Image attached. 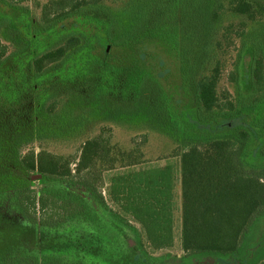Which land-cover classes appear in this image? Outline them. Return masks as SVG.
<instances>
[{"label": "rangeland", "instance_id": "obj_1", "mask_svg": "<svg viewBox=\"0 0 264 264\" xmlns=\"http://www.w3.org/2000/svg\"><path fill=\"white\" fill-rule=\"evenodd\" d=\"M66 1L0 0V19L8 20L0 29L7 55L0 65V127L6 128L0 135L23 137L21 154L44 151L63 159L71 171L64 180L27 172L12 163L10 147L0 152V189L8 194L0 203V264L12 252L35 247L41 254L55 253L58 258L52 264H181L180 154L189 144L241 129L247 135L239 154L242 168L252 172L253 167H264V128L258 124L264 117V0H86L70 14ZM242 1L250 5L249 17L235 13ZM74 32L84 39L80 45L85 44L68 50L45 75L34 79L33 58L60 46ZM210 37L219 43L216 92L221 110L199 123L184 79ZM256 59L262 65L258 81L252 76ZM145 73L164 94L163 103L151 113L135 98ZM143 95H156L151 83ZM253 98L259 100L255 106L250 105ZM228 102L237 111L232 119L221 116V111L228 112ZM96 136L107 142L109 158L94 162L88 180L101 193L107 211L89 197L84 181L73 173L82 143ZM166 165L172 166L175 177L171 235L163 246L142 237V249L153 261L135 250L129 228L108 215H118L141 232L140 225L109 200L107 187L116 173ZM26 187L34 193L43 187L62 188L87 199L117 234L101 237L87 251L89 247L79 244L81 236L96 235V230L86 221L61 210L15 211L14 196ZM256 222L264 230L262 211L251 217L245 231ZM200 264L236 263L228 256L226 261L207 258Z\"/></svg>", "mask_w": 264, "mask_h": 264}, {"label": "trees", "instance_id": "obj_2", "mask_svg": "<svg viewBox=\"0 0 264 264\" xmlns=\"http://www.w3.org/2000/svg\"><path fill=\"white\" fill-rule=\"evenodd\" d=\"M72 0L65 2L68 13H73L86 5V0ZM61 2V1H59ZM235 13L251 15L250 5L244 1L234 8ZM215 18L212 17L211 20ZM0 19V29L4 22ZM211 32V23H205ZM204 30V29H203ZM205 35V31L203 32ZM215 38V37H214ZM213 37L206 38L202 43L199 54L194 58L189 69L191 75L184 79L185 86L196 105L195 118L204 123L212 118L214 111L220 109L216 86L220 76V62L217 59L216 48L219 44ZM78 33H70L63 44L47 49L37 54L32 60L33 78L45 75L49 66L60 61L71 49H79ZM119 44V43H117ZM260 49V47H258ZM6 47L0 41V65L5 61ZM261 61L256 59V66L252 76L260 79ZM151 83L156 93L152 99L143 96V90ZM136 100L142 102L146 110L151 113L163 103L164 94L151 75L145 73L137 84ZM144 98V99H142ZM259 102L253 98L251 106ZM242 108H249L243 105ZM221 110V109H220ZM228 112L221 111V116L232 119L237 115L230 102ZM2 124V123H0ZM258 124L264 128V117ZM5 129L6 128H2ZM229 129V128H227ZM226 137L199 141L189 144L179 156V171L181 185V234L180 242L184 255L181 264H200L207 258L214 261H226L230 256L236 264H264V230L257 222L249 227L251 217L258 211L264 213V167H253L252 172H246L239 161V154L247 138L243 130H225ZM19 137V136H18ZM0 135V152H12L8 157L15 166L27 172H38L46 177L64 180L71 176V171L60 157L50 155L44 151L35 153L28 151L24 154L18 151L23 137ZM238 145L235 150L233 145ZM241 148V149H240ZM264 157V146L260 149ZM1 158V157H0ZM108 146L101 136L85 140L80 147V156L75 163L73 173L84 181V187L92 199L100 202L107 211V206L100 192L88 180L91 169L97 159L108 160ZM113 168V167H111ZM110 168V169H111ZM175 177L172 166L164 168H146L139 171L129 170L116 173L109 179L107 195L112 203L119 206L125 214L141 227L139 232L135 227L121 219L118 215L109 216L112 220L132 232L134 248L148 260H156L142 249V237L145 236L150 244L163 246L170 241V209L172 190ZM65 189L43 187L34 193L30 189L19 191L14 196V209L17 213L61 210L73 219H81L89 223L96 230V235L87 233L82 235L84 247L90 251L101 242V237H112L116 231L104 223L91 203L81 196ZM8 196L7 191L0 189V203ZM100 236V237H99ZM243 237V238H242ZM242 238V239H241ZM58 256L55 253L41 254L37 247L19 249L10 253L1 264H52Z\"/></svg>", "mask_w": 264, "mask_h": 264}]
</instances>
